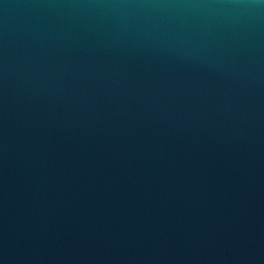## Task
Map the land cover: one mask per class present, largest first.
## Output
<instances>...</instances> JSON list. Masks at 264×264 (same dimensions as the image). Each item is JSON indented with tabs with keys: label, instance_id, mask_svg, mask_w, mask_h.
<instances>
[{
	"label": "water",
	"instance_id": "obj_1",
	"mask_svg": "<svg viewBox=\"0 0 264 264\" xmlns=\"http://www.w3.org/2000/svg\"><path fill=\"white\" fill-rule=\"evenodd\" d=\"M0 264H264V0H0Z\"/></svg>",
	"mask_w": 264,
	"mask_h": 264
}]
</instances>
